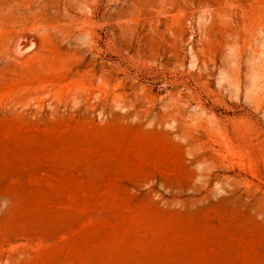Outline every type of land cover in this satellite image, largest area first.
Masks as SVG:
<instances>
[{
    "label": "rangeland",
    "instance_id": "1",
    "mask_svg": "<svg viewBox=\"0 0 264 264\" xmlns=\"http://www.w3.org/2000/svg\"><path fill=\"white\" fill-rule=\"evenodd\" d=\"M0 264H264V0H0Z\"/></svg>",
    "mask_w": 264,
    "mask_h": 264
},
{
    "label": "bare ground",
    "instance_id": "2",
    "mask_svg": "<svg viewBox=\"0 0 264 264\" xmlns=\"http://www.w3.org/2000/svg\"><path fill=\"white\" fill-rule=\"evenodd\" d=\"M52 1H54V0H52ZM44 2H47V1H44ZM44 2H40V3L43 4ZM34 3H35V2H34ZM38 3H39V2L37 1L36 4H38ZM80 3H81V2H80ZM42 4H41V5H42ZM47 4H48V3H47ZM81 4H83V2H82ZM4 5H6V4H4ZM43 6H44V5H43ZM68 6H70V5H68ZM5 7H6V6H5ZM33 7H34V6H33ZM49 7H50V6H49ZM64 7H65V6H64ZM64 7H63V8H64ZM70 7H71V6H70ZM211 7H212V6H211ZM33 9H35V10L37 11L38 8H36V5H35V7H34ZM51 10H52V9H51ZM51 10H50V11H51ZM20 11H21V9L19 10V12H20ZM27 11H28V10H27ZM19 12H17V13L19 14ZM23 12H26V11H22L21 14H23ZM33 12H34V11L32 10V13H33ZM66 12H67V11H66ZM28 13H29V12H28ZM28 13H26V14H28ZM54 13H55V12H54ZM26 14H25V15H26ZM63 14H65V12H64ZM68 14H69V13H68ZM17 16H18V15H17ZM62 16H63V15H62ZM63 17H65V16H63ZM58 20H59V19H58ZM172 22H173V21H172ZM40 25H41V24H40ZM37 27H38V26H37ZM64 33H65V32H64Z\"/></svg>",
    "mask_w": 264,
    "mask_h": 264
}]
</instances>
